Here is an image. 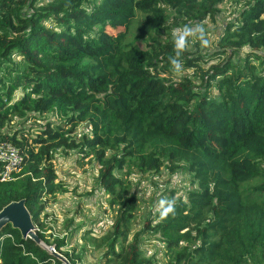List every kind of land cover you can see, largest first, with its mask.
<instances>
[{"label":"trees","instance_id":"16d2710c","mask_svg":"<svg viewBox=\"0 0 264 264\" xmlns=\"http://www.w3.org/2000/svg\"><path fill=\"white\" fill-rule=\"evenodd\" d=\"M197 2L51 0L25 13L35 0H0V143L22 155L17 176H0V210L26 199L42 242L6 226L0 264H77L81 258L75 249L61 254L66 238L46 236L41 219L46 200L65 191L53 165L57 149L93 156L108 205L118 207L96 243L104 247L100 264L155 262L144 257L140 233L128 240L135 198L127 197L126 177L162 167L186 171L197 186L185 200L171 191L175 216L161 219L158 210L144 224L164 245L167 264H264V0L248 1L225 22L207 59L181 55L183 68L201 76L200 86L187 77L171 80L174 37L163 39L160 32L171 11L186 7L215 20L224 0ZM138 12L143 20L127 42ZM226 54L204 71L205 61ZM50 112L62 119L37 127L35 135L6 130L14 118ZM80 123L90 134L76 142L72 134Z\"/></svg>","mask_w":264,"mask_h":264},{"label":"rangeland","instance_id":"374dc122","mask_svg":"<svg viewBox=\"0 0 264 264\" xmlns=\"http://www.w3.org/2000/svg\"><path fill=\"white\" fill-rule=\"evenodd\" d=\"M51 0H35L32 7H26L25 13H31L41 6L47 5ZM53 1V0H52ZM250 0H224L217 9L219 14L213 20L209 15L200 18L196 16V12L186 7L181 8L182 13H176L174 10L170 12L167 27H162L160 32L163 39L175 37V31L183 28L185 25H199L204 29L205 40L202 42L195 37H189L188 49L185 51L188 55H201L207 57L217 49V42L221 37L225 22L233 19L236 14L246 6ZM198 0L197 3H199ZM189 13L191 18L185 13ZM143 20L142 14L137 13L136 19L128 32L127 42L134 41L137 36V27ZM45 25L52 28L53 23L46 21ZM170 33L172 36H168ZM245 49L241 50L240 55L243 56ZM228 56L222 55L218 59L207 60L204 62V71H208L210 67L218 65ZM15 61L18 57L13 56ZM236 59V56H234ZM243 64V61H240ZM187 77L195 86H200L202 80L200 75H195L192 68H183L181 74L177 75L173 71L171 80L176 82L184 80ZM213 94L215 89L211 88ZM20 95V90L15 92V96ZM62 116L57 113L31 114L22 119L14 118L10 121L6 130L12 131L16 128L28 131L35 135L37 127H42L48 122H58ZM90 134V127L87 123L78 124L72 134V138L79 142L82 137ZM264 171V159L260 162ZM53 165L57 174V180L65 191L50 196L45 203V209L41 216L43 219V228L46 236L53 238H66V246L59 251L61 254L66 251L75 249V254H80L81 258L77 264H100L103 260L104 247H97L96 243L108 233L110 227L116 220L118 215V207L110 208L108 205L109 197L98 182V172L100 170L99 163L93 156H85L84 152L78 149L63 150L57 149L54 154ZM21 171V167L16 171L17 176ZM126 170L124 169L123 172ZM121 175V174H116ZM123 177H125L123 175ZM131 188L127 197L135 198V214L131 222V230L128 240L140 233V249L144 257L155 261L153 264H167L164 254V245L157 235L148 234L144 230V224L149 216L158 211V201L162 198H169L171 191H175V195L181 200H185L186 192L196 189L189 174L179 169L170 172L162 167L159 171H150L138 173L132 171L126 177ZM45 215V216H44ZM38 229L35 226V232ZM49 239V240H50ZM48 249L56 252L54 246L46 245ZM58 253V252H57Z\"/></svg>","mask_w":264,"mask_h":264},{"label":"clouds","instance_id":"9594fccd","mask_svg":"<svg viewBox=\"0 0 264 264\" xmlns=\"http://www.w3.org/2000/svg\"><path fill=\"white\" fill-rule=\"evenodd\" d=\"M189 37H195L202 42L207 43L205 40L204 29L199 25L194 27L185 25L183 28L175 31L174 46L176 49V55L170 58V64L177 75L181 74L183 70V61L180 57L188 49ZM158 209L161 219H166L170 215L175 216L176 201L174 199L162 198L158 201Z\"/></svg>","mask_w":264,"mask_h":264},{"label":"water","instance_id":"95a60500","mask_svg":"<svg viewBox=\"0 0 264 264\" xmlns=\"http://www.w3.org/2000/svg\"><path fill=\"white\" fill-rule=\"evenodd\" d=\"M8 225L19 230L23 239L30 238L35 243L42 244L35 233V225L26 207V199L11 201L1 208L0 231Z\"/></svg>","mask_w":264,"mask_h":264},{"label":"built area","instance_id":"2783aa9c","mask_svg":"<svg viewBox=\"0 0 264 264\" xmlns=\"http://www.w3.org/2000/svg\"><path fill=\"white\" fill-rule=\"evenodd\" d=\"M0 163L2 165L0 172L1 180L10 179L11 173L16 172L22 164V155L19 149L10 143H0ZM51 250L54 249L50 248L49 251Z\"/></svg>","mask_w":264,"mask_h":264}]
</instances>
